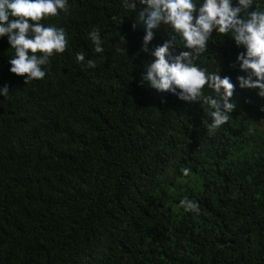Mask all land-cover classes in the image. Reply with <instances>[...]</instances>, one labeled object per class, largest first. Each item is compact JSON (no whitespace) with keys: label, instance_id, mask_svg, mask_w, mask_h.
Segmentation results:
<instances>
[{"label":"trees","instance_id":"trees-1","mask_svg":"<svg viewBox=\"0 0 264 264\" xmlns=\"http://www.w3.org/2000/svg\"><path fill=\"white\" fill-rule=\"evenodd\" d=\"M69 6L41 21L69 40L44 80L11 73L0 39V264H264V101L238 86L243 49L214 32L197 61L236 85L237 109L209 134L207 105L141 86L150 57L122 0ZM168 40L189 51L165 27L151 46ZM81 51L95 68L76 62Z\"/></svg>","mask_w":264,"mask_h":264},{"label":"clouds","instance_id":"clouds-1","mask_svg":"<svg viewBox=\"0 0 264 264\" xmlns=\"http://www.w3.org/2000/svg\"><path fill=\"white\" fill-rule=\"evenodd\" d=\"M122 6L135 13L131 16L133 30L140 28L144 33L140 52L150 57L143 64L141 86L170 93L185 103L207 105L211 109L209 134L225 125L229 114L237 109L236 85L231 77L209 72L197 63L214 32L230 35L243 49L233 63L244 73L237 77L238 86L257 90V96L264 101V0H122ZM69 11V0H0V39L7 36L14 50L9 61L11 73L24 77L26 84L45 79L51 58L65 53L69 40L63 27L45 26L41 21ZM124 17L112 16L111 20L120 24ZM162 27L181 37L189 51L175 54V37L151 46ZM87 38L94 53L105 52L98 27L88 32ZM121 42L127 43L124 36ZM86 56L84 51L77 52L75 60L95 68V61ZM8 95V86L0 87V96ZM161 102L166 103V97ZM259 110L264 112V104ZM182 171L187 176L190 169ZM180 206L185 211L199 210L198 204L188 198L182 199Z\"/></svg>","mask_w":264,"mask_h":264},{"label":"rangeland","instance_id":"rangeland-1","mask_svg":"<svg viewBox=\"0 0 264 264\" xmlns=\"http://www.w3.org/2000/svg\"><path fill=\"white\" fill-rule=\"evenodd\" d=\"M253 89H244V94H250V92H252ZM243 92H238L239 95H242ZM264 120V118L262 119V121Z\"/></svg>","mask_w":264,"mask_h":264}]
</instances>
